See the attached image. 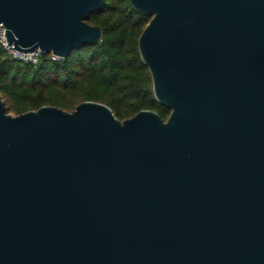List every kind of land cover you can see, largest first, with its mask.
I'll return each mask as SVG.
<instances>
[{"label": "water", "instance_id": "1", "mask_svg": "<svg viewBox=\"0 0 264 264\" xmlns=\"http://www.w3.org/2000/svg\"><path fill=\"white\" fill-rule=\"evenodd\" d=\"M105 0H0L6 42L97 45ZM166 121L101 103L6 114L0 264H264V0H130Z\"/></svg>", "mask_w": 264, "mask_h": 264}, {"label": "trees", "instance_id": "2", "mask_svg": "<svg viewBox=\"0 0 264 264\" xmlns=\"http://www.w3.org/2000/svg\"><path fill=\"white\" fill-rule=\"evenodd\" d=\"M103 10L87 20L101 29L97 45H84L66 58L42 56L38 64L19 63L0 46V98L8 115L44 106L72 112L83 102L109 108L117 119L153 111L164 122L171 110L152 91V77L140 57L138 38L150 21L130 0H105Z\"/></svg>", "mask_w": 264, "mask_h": 264}, {"label": "built area", "instance_id": "3", "mask_svg": "<svg viewBox=\"0 0 264 264\" xmlns=\"http://www.w3.org/2000/svg\"><path fill=\"white\" fill-rule=\"evenodd\" d=\"M6 33L7 29L4 28L2 24H0V46L4 48V50L9 54L15 61L19 63H29L32 65L38 64V60L42 57L39 52H30V53H20L16 50H11V46L7 45L6 42ZM52 61H58L60 58L49 55Z\"/></svg>", "mask_w": 264, "mask_h": 264}, {"label": "rangeland", "instance_id": "4", "mask_svg": "<svg viewBox=\"0 0 264 264\" xmlns=\"http://www.w3.org/2000/svg\"><path fill=\"white\" fill-rule=\"evenodd\" d=\"M12 116H14V115H12Z\"/></svg>", "mask_w": 264, "mask_h": 264}]
</instances>
